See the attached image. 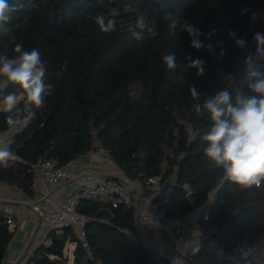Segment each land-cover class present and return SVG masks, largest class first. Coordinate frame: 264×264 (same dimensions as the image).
<instances>
[{"label": "trees", "instance_id": "obj_1", "mask_svg": "<svg viewBox=\"0 0 264 264\" xmlns=\"http://www.w3.org/2000/svg\"><path fill=\"white\" fill-rule=\"evenodd\" d=\"M22 5L11 13L9 22L0 26V54L12 58L16 43L26 50L41 52L45 80L54 85L45 104L29 117L25 104L17 106L25 126L8 144L18 161L0 167V184H8L32 194L31 165L52 160L64 166L93 151L99 144L112 162L130 181L143 182L160 177L175 185L167 206V215L178 218L203 206L211 195L208 221H202L225 251L245 239L255 242L264 234V188L255 186L231 191L229 181L203 153L206 144L201 134L211 124L208 114L197 115L190 86L204 97L227 88L231 93L247 87L245 57L251 55L257 70L264 61L255 60L252 19L262 18L264 0H9ZM116 20V31L102 33L96 16ZM143 15L155 24L158 35L146 31L137 40L132 35L137 19ZM170 15V16H168ZM177 20L175 30L169 24ZM205 35V44H223L213 53L190 47V37L180 30L185 21ZM213 29L216 34L206 37ZM248 41L238 49L228 38V30ZM139 31V29H136ZM13 37L15 38L13 40ZM223 51V55L220 53ZM162 54H174L180 64L184 57H199L204 75L195 68L167 69ZM229 73L224 79L221 74ZM9 85L6 92L14 91ZM2 100V97H0ZM2 105V103H0ZM9 113L0 109V135L10 126ZM77 128V130H75ZM192 194V202L187 195ZM77 212L86 218L85 239L89 246L88 264H170L142 242L134 240L132 212L122 203L100 198L82 199ZM7 215L0 209V264L14 234L8 230ZM49 245L39 246L29 264H66L68 243L75 245L73 262L87 257L74 230L50 231Z\"/></svg>", "mask_w": 264, "mask_h": 264}, {"label": "clouds", "instance_id": "obj_2", "mask_svg": "<svg viewBox=\"0 0 264 264\" xmlns=\"http://www.w3.org/2000/svg\"><path fill=\"white\" fill-rule=\"evenodd\" d=\"M22 5H12L9 0H0V26L11 19V13L17 11ZM170 16V15H168ZM96 23L102 33H113L116 29V20L103 14L96 16ZM177 20L169 24L170 30H175ZM136 29H139L137 31ZM180 30L190 37V47L196 50L205 49L213 53L216 47L223 44L218 41L216 45L211 42L205 44L201 36L205 34L194 24L187 20L180 25ZM147 32L156 37V26L150 20L141 15L132 30L135 39L140 40L142 34ZM216 34L213 29L207 34L211 41ZM228 38L238 49H246L248 41L245 37H237L235 30H228ZM15 38L13 37V40ZM256 44L255 60L264 61V33L257 32L253 36ZM15 55L9 58L7 54H0V103L3 111L9 113L6 123L9 126L21 121L22 116L17 111V106L27 101L25 107L29 117H34L33 107L41 108L45 104L46 97L51 94L53 84L45 80V64L41 52L33 48L26 50L23 43H16L13 49ZM220 55H223L221 51ZM185 63L177 62L174 54H162V61L167 69L174 71L177 68H195L196 75H204V61L193 58L190 54L184 57ZM247 66V87L250 94L240 91L235 94L227 88L218 91L211 97H204L195 87L190 86L191 99L196 101L193 105L195 113L201 115L207 113L211 121L207 131L201 134L200 129L192 133V138L200 136L206 144L204 155L214 163L217 169L223 173V178L230 182L231 191L239 192L255 186L264 188V71L257 70L251 55L244 58ZM9 85L15 90L6 92ZM15 159V153L8 144H0V167L7 168L9 161ZM199 251V246L194 245L192 252Z\"/></svg>", "mask_w": 264, "mask_h": 264}, {"label": "built area", "instance_id": "obj_3", "mask_svg": "<svg viewBox=\"0 0 264 264\" xmlns=\"http://www.w3.org/2000/svg\"><path fill=\"white\" fill-rule=\"evenodd\" d=\"M221 76L227 79L231 74L222 73ZM93 152L104 161L112 163L108 151L99 144H95ZM12 161H18V159L15 157ZM73 164L74 160L64 166H57L52 160H42L31 165L32 186L49 185L54 188L68 182L72 177L79 179L78 182L71 183L72 192L65 200L49 211L46 223L50 230L57 234L61 233L64 228H72L81 247L88 255L86 258L91 259L89 246L85 239L86 218L77 212L79 203L82 199L100 198L112 202L113 206L122 203L132 210L133 199L128 192L130 180L126 177L120 180L104 179L89 186L84 183V178H79L72 173ZM143 184L149 189L148 198L155 208L156 215L152 218L142 212V217L151 224L154 230L164 232L173 239L174 254L169 259L170 264H195L193 257L200 253L206 254L221 264H264L259 252V245L264 240V234L253 243L243 239L232 246L229 251H225L212 233L202 226L201 222L209 219V212L215 201L214 195H211L203 206L194 210L193 215L186 214L178 218H170L167 215V206L175 185L174 181H163L160 177H151L144 180ZM6 223L8 230L14 232L15 222L7 217ZM194 245L199 246V251L195 254L192 252Z\"/></svg>", "mask_w": 264, "mask_h": 264}, {"label": "crops", "instance_id": "obj_4", "mask_svg": "<svg viewBox=\"0 0 264 264\" xmlns=\"http://www.w3.org/2000/svg\"><path fill=\"white\" fill-rule=\"evenodd\" d=\"M0 109H3V104L0 105ZM26 123L27 120H22L10 126V128L12 127L10 132L8 130L0 135V144H9L12 136ZM71 171L75 176L84 178V183L89 186L104 179L120 180L125 177L113 162L104 161L93 151L74 159ZM75 181L78 182L79 179L72 177L68 182L54 188L49 185L43 187L39 185L32 186L31 196L25 195L14 186L4 183L0 184V201L27 204L32 206L38 213L36 214L32 210L23 207L0 206V209L7 217H10L16 224V229L6 248L2 264H29L30 257L39 246L50 244L47 239V235L51 231L46 223L47 215L55 205L61 204L68 194L72 192L71 183ZM128 192L131 194L134 204L131 210L132 230L129 235L134 240L142 242L146 248L152 250L158 256L170 259L174 254L172 249L173 239L164 232L154 230L151 224L142 217V212L152 218L156 215L155 208L148 198V187L143 182L130 181ZM47 194H49V198H47ZM194 213L192 211L188 214L193 215ZM38 216L41 218L40 223ZM259 252L264 263V240L259 245ZM193 261L195 264H221L203 253L194 256Z\"/></svg>", "mask_w": 264, "mask_h": 264}, {"label": "rangeland", "instance_id": "obj_5", "mask_svg": "<svg viewBox=\"0 0 264 264\" xmlns=\"http://www.w3.org/2000/svg\"><path fill=\"white\" fill-rule=\"evenodd\" d=\"M263 27H262V18L261 17H253L252 19V33L253 35H255L257 32L263 33L262 32ZM12 130V127L9 129V132ZM73 248H74V244L73 243H68L65 247L64 250V255L66 258H68L67 263L68 264H74L72 261V257H73Z\"/></svg>", "mask_w": 264, "mask_h": 264}, {"label": "water", "instance_id": "obj_6", "mask_svg": "<svg viewBox=\"0 0 264 264\" xmlns=\"http://www.w3.org/2000/svg\"><path fill=\"white\" fill-rule=\"evenodd\" d=\"M32 111L36 115V108L35 107H33ZM26 112L28 113L27 109H26ZM75 130H77V128H75ZM187 199L189 200V202H192V194L191 193H189L187 195ZM0 206H16V207L28 208V209L32 210L33 212H35L36 214H38L36 212V210L32 206L27 205V204H20V203H14V202H2V201H0ZM38 221H39V223L41 222L40 216H38ZM79 264H88V259L86 257H82L79 260Z\"/></svg>", "mask_w": 264, "mask_h": 264}]
</instances>
